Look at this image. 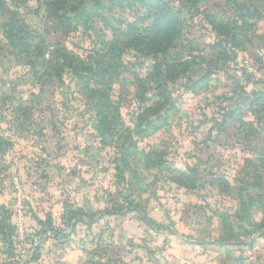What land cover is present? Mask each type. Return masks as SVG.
Segmentation results:
<instances>
[{"label":"rangeland","instance_id":"rangeland-1","mask_svg":"<svg viewBox=\"0 0 264 264\" xmlns=\"http://www.w3.org/2000/svg\"><path fill=\"white\" fill-rule=\"evenodd\" d=\"M44 1L0 0V264H264V0Z\"/></svg>","mask_w":264,"mask_h":264},{"label":"trees","instance_id":"trees-1","mask_svg":"<svg viewBox=\"0 0 264 264\" xmlns=\"http://www.w3.org/2000/svg\"><path fill=\"white\" fill-rule=\"evenodd\" d=\"M86 1L87 0H45L44 3L46 4L48 12L53 14V17L56 19L57 22L64 23V24H70L72 21L71 16L73 14H77L79 12H84ZM89 1L91 2V4H94L95 6L100 4L99 0H89ZM150 1L156 7H159V8H163L164 6L167 5L164 0H150ZM159 18L160 19H155V23H158V21L162 22L163 15L160 16ZM157 28H158V31L156 33H154L155 38H158L160 36V33L163 32L160 29V27H157ZM24 29H27V27L24 26ZM232 38L234 39L235 36L233 35ZM147 39L150 40V37H148ZM115 44L118 45V47L120 46L118 52H116V51L114 52L111 48H109V49L107 48L105 50H107L106 51L107 54L109 52H110V54H114V60H116L118 62V65L121 66L122 65L121 61H122V57H123L122 54H124L125 45H124V43L121 44V42H117ZM127 44H128V41H127ZM108 45H109V42L106 43V46H108ZM149 47L155 48L154 45H151ZM62 50L65 54V59L62 61V63H64L66 67H69V69L72 72H74V75L76 77L81 78V79H85V76H87L86 74H88L89 76L94 75V71H92L93 69L91 70V68L89 69V73H86V74L81 73L87 68V64L85 62H83L81 59L74 56L73 53L69 52L67 49L63 48ZM143 55L154 56L153 53H151V50L148 53H143ZM106 67H107V65H106ZM115 73H118V69ZM109 80L111 81L112 79H109ZM108 86L110 87V83H108ZM158 88H159L162 96H164V93H166V95H167L166 91H162L160 84H159ZM94 92H96V91H94ZM97 101H99V106L104 105V108L110 107V103L106 99L104 101H102V98H100V99L97 98ZM102 112L103 111H99V116H100V114H102ZM100 119L103 120V116ZM117 125H121V123H119ZM121 130H122V132L126 131V132L130 133V129H106V134L104 132H102V129H98L97 132H100L99 134L102 137V141L104 140V137L107 138V140L105 141V143H107V144H105V143L104 144L110 146L114 142L113 140L116 139V136L119 135ZM145 132H146L145 129H139V131L137 133L142 135ZM129 135L132 137L133 134L131 135V133H130ZM120 136H122V135H120ZM181 175H184V174L182 173ZM171 180L180 186L187 187V184H185L181 178L174 176L171 178ZM107 214H109V213H107ZM110 214H113V213L110 212ZM66 217H67V220L69 221V222H67V226L70 228L74 227V224L76 222H80V220L83 219L82 217L77 216L76 211H74V209H72L71 211H68V214ZM143 220L147 224H149V226L152 229L155 228L154 222L151 221V219H149L145 216V217H143ZM1 225H2V231H5L6 242L10 246H12L13 243L11 241V236L9 234H7V229L12 232V226L9 224L8 219L1 221Z\"/></svg>","mask_w":264,"mask_h":264},{"label":"built area","instance_id":"built-area-1","mask_svg":"<svg viewBox=\"0 0 264 264\" xmlns=\"http://www.w3.org/2000/svg\"><path fill=\"white\" fill-rule=\"evenodd\" d=\"M18 190H19V188H18ZM21 208H23L22 207V203H17V205H16V210H17V215H18V218H19V223H18V226L20 227V229H21V233H22V231H23V229H22V222H23V216H24V214H23V211H22V209Z\"/></svg>","mask_w":264,"mask_h":264},{"label":"crops","instance_id":"crops-1","mask_svg":"<svg viewBox=\"0 0 264 264\" xmlns=\"http://www.w3.org/2000/svg\"><path fill=\"white\" fill-rule=\"evenodd\" d=\"M24 217V216H23Z\"/></svg>","mask_w":264,"mask_h":264}]
</instances>
